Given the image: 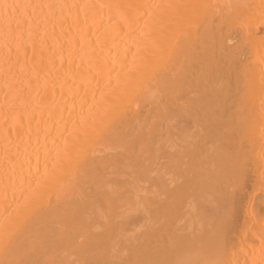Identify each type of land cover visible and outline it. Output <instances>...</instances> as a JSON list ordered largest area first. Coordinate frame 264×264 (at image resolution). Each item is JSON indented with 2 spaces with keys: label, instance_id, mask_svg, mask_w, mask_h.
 <instances>
[{
  "label": "bare ground",
  "instance_id": "obj_1",
  "mask_svg": "<svg viewBox=\"0 0 264 264\" xmlns=\"http://www.w3.org/2000/svg\"><path fill=\"white\" fill-rule=\"evenodd\" d=\"M0 264H264V0H0Z\"/></svg>",
  "mask_w": 264,
  "mask_h": 264
}]
</instances>
